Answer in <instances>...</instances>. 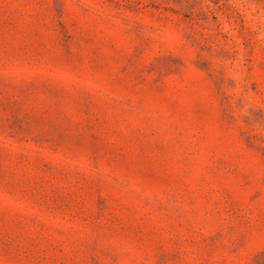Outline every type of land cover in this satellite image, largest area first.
<instances>
[{
    "label": "rangeland",
    "instance_id": "1",
    "mask_svg": "<svg viewBox=\"0 0 264 264\" xmlns=\"http://www.w3.org/2000/svg\"><path fill=\"white\" fill-rule=\"evenodd\" d=\"M0 264H264V0H0Z\"/></svg>",
    "mask_w": 264,
    "mask_h": 264
}]
</instances>
